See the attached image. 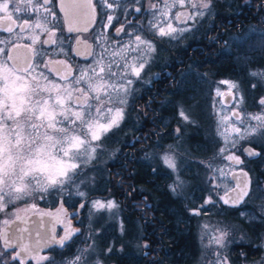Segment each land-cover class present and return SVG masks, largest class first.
I'll list each match as a JSON object with an SVG mask.
<instances>
[{"label": "flooded vegetation", "instance_id": "af4514ba", "mask_svg": "<svg viewBox=\"0 0 264 264\" xmlns=\"http://www.w3.org/2000/svg\"><path fill=\"white\" fill-rule=\"evenodd\" d=\"M0 2H3V0H0ZM7 2L10 4L9 11L13 13V19L16 20V24H11L9 21L4 20V13L0 12V49L3 50L0 51V101H3L4 69L14 72L19 77L26 75L25 79L31 84V89L34 92L39 89L43 92V97H48L49 92L55 95L60 88L65 86V81L62 77H67L68 80H71L73 77L79 76L82 70L94 67L96 61L102 56L105 62L108 61L109 56L105 54L107 49L105 46L101 48L100 43L105 44L108 52H111L112 49L119 47V43L121 45L127 44L136 34L145 35L149 23L153 20V13L157 11L150 8L149 5L151 3H160V0H91V7L88 6V0H86L77 4L82 5V7H74L78 13L68 18H66L62 10L63 0H50L48 3L47 7L54 15H49L43 8H40L39 15L35 14L36 0H7ZM109 4H111V7L108 6ZM213 4L210 11L203 10L205 11L203 17H197L195 21L189 20L183 25H181L182 22L174 18L175 13L178 11L191 13L195 10L187 7V5L183 9L179 7L172 9V14L168 19L171 20L173 27L187 30L182 33L177 32L176 39L153 37L156 51L151 53L152 58L148 60L147 67L141 72L140 78H136L133 82L131 94L134 98H131L127 108L132 111L131 117L133 119L130 130L131 135L128 142L125 143V148L132 159L141 156L149 146H158L154 150L160 151V146L164 142L161 141V144L158 145L156 142L162 139L166 132V124L164 122V114L166 112L162 111L165 110L167 101L165 98L166 86L170 84L177 85L182 80L188 79L191 72L181 71L183 64L197 57L200 53L199 49L207 51V43L213 44L215 41L217 42L216 36L227 29V22L224 19L221 20V18L214 17L215 23L210 21L214 11ZM160 6L163 7L162 4ZM17 8L19 9L18 11L16 10ZM137 8H140L141 11L137 12ZM30 13H32L31 16L29 15ZM109 17H111V20H109ZM24 19L29 20V25L21 30L17 25L23 24ZM36 24H39L40 27H36ZM6 26L13 27L14 32L10 34L3 31ZM69 28L72 30L69 31ZM121 28L123 31L118 34L117 30ZM220 29L223 31L220 32ZM46 40L49 42L44 43ZM4 41H8V43L5 44ZM33 41L35 42L33 43ZM52 41H55V43ZM145 78H148L146 82H144ZM54 85L58 87H53ZM136 90V95H133ZM137 95L139 96L134 105L132 101L135 100ZM232 97L234 98V95ZM27 98H29V90L24 95V99ZM33 98L36 99V96H33ZM179 104L180 101L174 100L168 104L166 110L169 111L173 109L172 107L178 110ZM25 105L31 106L29 103H25ZM210 105L209 103L207 109H203L204 112H201L205 123L208 121V127H211L210 120L212 119H210L212 115L208 112ZM189 106L194 111L195 108L197 109L195 104H190ZM136 109L143 114V116H140L141 119L143 118L142 124L135 125L140 120L137 112L133 111ZM251 110L255 111L253 108ZM0 111H3V109L0 108ZM233 111L238 110L233 109ZM248 115L250 117V114ZM195 116L197 120L191 126L182 130L179 124H176L175 129H180L178 135L181 136H183L184 131L187 132L189 129V136L193 140H197V137H199L198 133L201 131L199 138L204 143V151L195 150L190 152V159L192 162L191 171L195 175L204 178L205 175L203 176V173H201L202 167L199 159L213 157L217 154L218 150L216 147L222 145V139L213 128L208 129L206 127L203 128L206 131H203L201 127H198L197 124L204 123L199 120V113L195 112ZM205 116H208V118ZM35 122L40 123V121ZM233 125L239 127L241 132H244L245 126L240 125L238 120ZM9 127H14L11 121L6 125L0 120V137L9 130ZM227 130L229 134L237 135L235 132H231L230 125H228ZM40 131L43 133L44 128H41ZM262 132H264V128L257 129L248 135L251 139L250 141L243 140L242 144L235 147H232V143L228 142V156H237L242 161L240 164L233 162L235 166L228 172L233 183L226 192L217 193L216 195L202 194L200 191L203 199L201 202H197V207L201 208L205 206L206 201H211L208 207L211 204L219 203L226 207L228 212L233 209L235 211L233 217L239 219L238 221L243 226V229H249L246 232L238 231L237 234H264V198H257L261 195L264 196V151L261 145V143H264V136L261 135ZM249 149L258 153V155H248L247 150ZM244 173H247V175L245 176ZM253 175L255 178H253ZM241 178L243 179L242 183L240 182ZM31 184L36 186L37 181L32 180ZM201 184H203L205 191V187L207 189L208 184L206 183L205 185L203 179H201ZM238 184L240 188L247 184L248 192L253 188L259 193L253 199V201L261 203L258 208L250 205V202L246 200V196L235 206L224 203L222 198L235 199L240 190L237 188ZM54 187H48L45 191V196H43V192H40V196L35 192L32 196H25L22 199L8 203L0 211V236H3V229H6L12 220L19 219L20 226H22L27 225L24 221L33 219L32 215L37 213L48 215L57 212L60 216L55 232L57 237L60 238L65 234V229L69 223L73 229H78V231L66 242L64 247L53 244L51 247H44L38 250L36 240L32 238L33 244L31 243L28 249L32 256L38 253L40 256L53 257L58 264H69L78 255V250H85L89 245L90 239L92 237L96 238L98 234H101V231L88 229L87 216L83 215L85 210L83 206L86 202L70 200L67 198V194H59L56 192L59 189ZM184 201L186 205H191V200L188 198H185ZM135 202H139V200H135ZM141 202L143 204L142 207H145L147 200H142ZM193 210H196V208H193ZM248 212H253V215H249ZM6 220L9 221L8 224L4 223ZM31 228L30 226L29 231H18L15 234H7V236L17 246L24 245L22 241L16 240V237L23 234H35V231H32ZM141 241L144 247L149 245L146 239ZM226 245H228L227 241L224 243V246ZM95 247L97 246L95 245ZM256 249L255 254L257 253ZM18 250L19 247L5 249L4 241L0 239V254H3L0 256V264H19L18 261L11 260V256L15 255ZM221 250L226 252L224 248H221ZM96 252L97 254L90 256L88 264H96V258H100L101 249L99 246L96 248ZM148 254H150L149 251L145 250L143 254L144 260L154 259ZM25 264H38V261L28 258ZM40 264H48V261H42ZM111 264L116 263L112 262Z\"/></svg>", "mask_w": 264, "mask_h": 264}, {"label": "snow or ice", "instance_id": "6c2138e0", "mask_svg": "<svg viewBox=\"0 0 264 264\" xmlns=\"http://www.w3.org/2000/svg\"><path fill=\"white\" fill-rule=\"evenodd\" d=\"M49 2L50 0H36L35 14L39 15L40 8H43L49 15H54L47 7ZM186 5L195 11L191 13L187 11L176 12L174 18L182 23L203 17L205 14L203 10L210 11L212 0H160V3H151L149 7L157 11L153 13V20L149 23L145 35L136 34L127 44H122L118 48L112 49L111 52L105 50V54L109 56L107 62L102 56L96 61L94 67L82 70L79 76L73 77L71 80L62 77L65 86L60 88L55 96L49 92L45 99L43 92L39 89L33 92L32 95L36 96V99L30 100L31 106L25 105L24 100L19 99L17 95L18 93L26 94L27 89L11 87L8 83L9 70L4 69L3 101H0V108L3 111H0V120L6 125L11 121L14 127H9V130L0 137V211L13 200L32 196L37 191L43 192L48 187L62 185L66 180H71L72 177L68 173L75 170L78 165L68 161L84 155L91 158L96 150L95 142L100 141L102 136L113 128L120 126L124 119L125 106L128 103L127 98L132 92V77L140 78L151 53L156 51L153 37L176 39L177 32L186 31L187 29L173 27L171 20L168 19L172 14V9L177 7L183 9ZM88 6L91 7V0H88ZM108 6L111 7V4ZM74 7H82V5L69 4L64 6L62 3V10L66 17L68 16V9ZM9 9L10 4L7 0L0 2V12L4 13L3 19L11 24H16L13 13ZM136 11L139 12L141 9L137 8ZM29 15L31 16L32 13ZM28 25L29 20L24 19L23 24L17 25V27L23 30ZM36 27H40V25L36 24ZM71 30L69 28V31ZM3 31L11 34L14 29L11 26H6ZM121 31H123L122 28L118 29L117 33L119 34ZM129 35L131 36V34ZM48 42L47 40L44 41V43ZM52 42L55 43V41ZM4 43L7 44L8 41H4ZM0 51L3 50L0 49ZM249 75L264 79V70L250 71ZM53 87L58 86L54 85ZM232 88L239 90V86L234 83L229 84V90ZM217 94H220L219 90ZM242 104L243 98L241 97L237 102V107ZM260 104L264 105V99L260 100ZM232 115L241 124L245 123L238 111H233ZM180 116L188 123H195L185 114L183 108L180 110ZM251 119L258 121L254 128H245L244 132H241L239 127L232 125L231 131L235 132L239 139H245L257 128H264V115H254ZM228 120L229 117H221L217 127L218 135L223 137L225 141V146L220 149L221 154L228 151V142L231 139L227 129L225 131L220 130L225 127ZM35 121H40V123ZM41 128H44L43 133L40 131ZM176 131L179 133L180 129L177 128ZM261 135L264 136V132ZM237 143L238 140H233L232 147H235ZM247 153L250 156L258 155L250 149L247 150ZM57 156L60 158L57 159ZM226 158L236 164L242 163L239 157L234 155H229ZM163 160L169 168L173 171L176 170L175 160L171 156L165 155ZM43 173H47V175L45 180L41 181L37 174ZM244 175L246 176L247 173ZM32 180L37 181L36 186H32ZM171 187L172 191L176 192V186ZM237 188L240 190L235 199L222 198L225 204L235 206L243 200L244 196L248 195L247 184L243 188H240L238 184ZM210 202L206 201L205 203ZM95 207L111 209L115 207V204L108 202L105 205L97 201ZM192 214L199 215V209L193 211ZM4 223L8 224L9 221L6 220ZM77 231L78 229H73L69 223L62 237L57 240L55 236H51L45 241L43 247H51L53 244L64 247ZM202 232L201 240H203L204 235L209 236V245H204L205 248L212 243L220 248L224 247V240L228 235L226 229L215 228L210 231L209 225L205 224ZM0 239H3L5 249L19 247L15 255L11 256L12 261L25 264L26 259L31 258L37 260L38 264L42 261L55 264L53 257L40 256L38 253L32 256L28 245L17 246L6 234L0 236ZM37 243L39 244V241ZM2 255L0 254V256ZM69 264H88L85 250H78V255ZM96 264H99V261ZM213 264H228L227 256L217 252Z\"/></svg>", "mask_w": 264, "mask_h": 264}, {"label": "trees", "instance_id": "16d2710c", "mask_svg": "<svg viewBox=\"0 0 264 264\" xmlns=\"http://www.w3.org/2000/svg\"><path fill=\"white\" fill-rule=\"evenodd\" d=\"M212 15L215 18L226 20L227 29L224 33L229 32L231 38L235 37L237 31L241 30L238 29L239 24L234 23L237 20L236 16L242 22V27L247 24L248 27H251V30L243 39L236 40L232 38L231 42L228 40L225 42L226 44H222L218 38L223 34L222 32L219 36H216L217 42L215 41L213 44L207 43V51L199 49L200 53L197 57L183 64L181 71L191 72V74L188 79L182 80L180 84L166 86L165 98L167 101L165 110H162L164 113L166 112L164 114L166 132L164 137L156 142L157 145L161 144V141L164 143L173 141L178 136L175 129L179 119L178 110L172 107L173 109L167 111L166 109L170 102L176 100L189 105H198L199 108L203 104V109H207L210 103V90L206 82L211 81L213 83V81H218L222 78L244 80V82H247L248 93L250 97H253L252 100L257 102L259 95H262V91L252 87L248 80L250 77L249 72L253 71L254 67L256 69L257 67L264 69V0H226V6L215 7ZM131 112L130 108L126 110L120 129H131L133 119ZM195 112L200 114L199 120L205 124L201 114L202 111L195 108ZM120 129L110 131L102 141L108 140L109 145L120 144L125 148L126 144L117 140V133ZM198 134L200 137L201 131ZM182 137L184 147L179 144V149L183 152L179 161L182 164V169L185 170H182L184 178L189 180L188 185L184 188L183 198L172 195V172L158 160L157 150L156 154L151 156L150 150L153 151L158 146H149L141 156L133 159L129 157L130 154L126 152L125 148L120 152L119 159L108 163L109 171H112L114 167H122L120 172L116 174L122 177L121 180H118L123 182L121 185L123 189H120L121 187L115 188L114 194L123 204L121 208H123L122 219L125 238L127 239L129 235L133 234L135 242L139 246L134 248L131 246L133 243L126 242L122 249L118 250L120 242L117 238L116 227L112 222H109L104 231L99 228L102 232L95 239L100 249L106 247L111 249L108 255L104 256V259L101 251L100 257L103 260L111 259V263L115 262L116 264H199L197 259L201 251L200 241L194 231L192 215L187 211L184 199L188 198L191 200L190 204L194 206L193 208H196L197 202H201L203 199L202 177L195 175L191 171L190 152L195 150L204 151V143L199 137H197V140H193L189 136V129L187 132L184 131ZM153 158L155 160H152ZM94 170L100 174L96 168ZM99 183L96 184L95 188H92V191H100L98 185L104 191L108 182H104L101 179ZM200 191L202 194H200ZM129 192L134 194L132 196L134 198L139 195V199L147 200L145 207H141L140 211L135 206L129 208V198H127V193ZM73 200L76 199L74 198ZM208 208L214 214L220 212L225 216H233L235 212L233 209L228 212L227 209L217 207L215 204H211ZM248 213L251 216L253 215V212ZM139 225L138 229L136 226ZM133 227L138 229L137 233H135ZM102 234H105L104 238ZM251 235L253 236V234ZM142 239H146L149 244L147 247L142 244ZM256 248L251 243L239 241L230 246L229 251L237 259L236 262L240 263L241 249H243L247 257L252 258L255 255ZM145 250L149 251L150 254L148 255L154 259L144 260L143 254ZM207 255L208 252L204 255L206 257L201 261V264H213V261Z\"/></svg>", "mask_w": 264, "mask_h": 264}, {"label": "rangeland", "instance_id": "374dc122", "mask_svg": "<svg viewBox=\"0 0 264 264\" xmlns=\"http://www.w3.org/2000/svg\"><path fill=\"white\" fill-rule=\"evenodd\" d=\"M212 4H213L214 8L219 7V6L223 7V6H226V0H212ZM204 13H205V11H204ZM214 17H215L214 15L211 16L210 21H214V23H215ZM236 17H237V20H235L234 23H238L239 24L238 29H241V30L237 31V33L235 34V37H232V38H235L236 40H238V39H243L246 36V34L251 30V27H248L247 24L244 27H242V22L238 20L239 19L238 16H236ZM183 24L184 23H182L181 25H183ZM245 29H247V30H245ZM222 31L223 30L220 29V32H222ZM217 36H219V35H217ZM218 38L221 40L222 44H226L225 42H227L228 40H229V42H231V39H232L231 36L229 35V32H226V33L223 32V34L220 35V37H218ZM120 45L121 44L119 43L118 46H120ZM100 46H101V48H104V46H105V48L108 50V48L105 44L100 43ZM151 58H152V55H150L148 60H151ZM146 67L147 66L145 65L143 70H145ZM257 69L262 70L261 68H258V67H257ZM257 69L254 67L253 71H255ZM9 77L10 78L8 80V83L11 87H24L27 89V92L29 90V98L24 99L25 94L18 93L17 95H18L19 99H23L24 103H29V104H30V100H35L33 98V95H32V93L34 91L31 89V84H29L27 82V80L25 79L26 75H21V77H19L16 74H14V72H9ZM132 79L134 82L136 78L134 77ZM147 80H148V78H145L144 82H146ZM222 82H227V83H222ZM232 83L237 84L239 86V90H237L236 88H232L231 90H229V84H232ZM248 83L252 87H256V88H258V90L262 91V95L261 94L259 95V100L257 102L252 100L253 97L249 96L247 82H244V80L239 81L236 79L223 78V79H220L218 81H213V83L211 81L206 82V84H208L209 90H210V104L211 105H210L208 112L210 115H212L210 117V118H212L210 120L211 121V127H208L209 126L208 121L205 124H197L198 127H201V129L206 128V127L208 129L213 128L214 131H217V127H218V123L220 121V118L221 117H229V120L227 121L225 127L221 128L220 130L225 131V129H228V125H230V130H231V126L235 122H237L236 118L232 115L233 109L238 110V112L240 113L241 119L245 121V123H243V124H241L238 121V123L240 125L245 126L244 130H245V128H254L255 126H257L258 121L251 119V117L254 115H258V114L264 115V105L260 104V100L264 99V79H261L259 77L250 76ZM138 88H140V87H138ZM218 90H219L220 94H217ZM36 91H37V89L35 90V92ZM136 93H137V90H136V92L133 93V95H136ZM226 93H229L231 95V100L229 103H225L223 100V97ZM52 95L55 96L54 94H52ZM139 95H137L135 100L132 101V104L135 105V103L137 102L136 99L138 98ZM232 95H234V98L232 97ZM241 97L243 98V104L240 105L239 107H237V102L240 100ZM43 98L46 99L47 97H43ZM131 98H134V97H132V94L129 95L127 98L128 103L125 106V112L128 108V104L131 101ZM195 107H197V110L203 111V104L201 105L200 108L198 107V105L197 106L195 105ZM181 108H183L185 110V114L188 115L191 120H194L196 122L197 118L195 116V111L193 109H191V107L188 104L180 102V104L178 106L179 119H178L177 124H179L180 129L184 130L185 127H189L193 123H188V122L183 120V118L180 116ZM251 108H253V110H255V111H252ZM133 111L135 113L137 112V114H138L137 116L140 119L135 123V125L142 124L143 118L141 119V117H140L141 115L143 116L142 112L139 111L138 109L133 110ZM37 114H38V112H37ZM248 114H250V117ZM205 117L208 118V116H205ZM119 129H120V126L118 128H113L111 131L119 130ZM257 129H260V128H257ZM130 130L131 129H122V130L118 131L117 140L123 142L124 144L127 143L128 139L130 138V135H131ZM203 131H206V130L203 129ZM231 132H233V131H231ZM108 133L104 134L100 141L95 142L96 150H95V153L91 155V158H89L88 155H84V156H80V157H77L73 160L68 161L69 163H76L78 165V167L75 170L70 171L68 173V175H70L72 177L71 180H66V182L62 185H55L54 188L59 189L56 191L59 194H62V193L67 194L68 195L67 198L70 200L75 198L76 200H81L82 202L83 201L86 202L85 205L83 206V208H85L83 215L87 216V220H88L87 226H88L89 230L94 231L95 229L99 230V228H101V230L104 231L106 229V225L109 222H112V224H114V226L116 227L117 238H118V241L120 242L118 244V250H121L122 246L126 242L127 243H133L131 246H133L134 248L135 247L137 248L139 245L137 242H135V237L133 236V234L129 235L127 239L125 238L124 224H123V219H122L123 218L122 217L123 208H121L123 206V204H121V202L116 198V195L114 194L115 188L117 189V188L121 187L120 189H123L121 186L123 184V182L119 181L122 179V177H120L118 174H116V173L120 172V168H122V167H114V168H112L113 169L112 171H109V165H108V163L110 161L115 162L116 159H119L118 157L120 155V152L123 151L125 148H123L122 145H120V144L109 145V143L107 142L108 140H106L105 142L102 141ZM229 135L231 137V139L229 140V143H232L233 140H238V143L236 144V146L242 144L243 140H246V141L251 140L249 136H247L245 139H239V137L237 135H235V136L233 134H229ZM221 139H222V145L216 147V149L218 150L217 154H215L213 157H203V158L199 159V163L202 167L201 173H203V176L205 175V177L202 178L203 182L205 185H206V183L208 184L207 185L208 188L206 189V187H205V191H204L205 194L216 195L217 193H221L224 191L226 192L230 188L231 184L233 183L228 172L235 165L233 164V161L226 158L229 154V147H228V151L224 152L223 154L220 153V149L225 146L224 138L221 137ZM183 141H184L183 137L181 135H178L175 137V139L173 141L165 142V143L161 144V146H160L161 149H160V151L157 152V156L159 157L158 160L161 161L162 164L165 165L172 172L171 186H176V192H172V195L178 196L180 198L183 197V195H184L183 192H185L184 188L189 183L188 178L185 179L183 176L182 170H184V169H182V164L179 161L180 156L183 154V152H181V150L179 149V144L183 145ZM261 145H262L263 151H264V143H261ZM183 147H184V145H183ZM81 151H83V149H81ZM150 153H151V156H154L156 154V150H154V149H153V151L150 150ZM165 155H169L175 160V163H176V170L175 171H173L171 168H169L164 163L163 157ZM59 158L60 157L57 156V159H59ZM152 160H155V158H153ZM209 165H211V166L209 167ZM94 168H96L97 171L100 172V174H98L94 170ZM46 175H47V173L37 174V177L39 180L43 181V180H45ZM115 177H117V178L115 179ZM253 178H255L254 175H253ZM101 179H103L104 182L105 181L108 182L106 184L104 191H102V187L100 185H98L100 187V191H98V190L92 191V188H95L96 184H100L99 181ZM238 181H239V177H238ZM242 181H243V179L241 178L240 182L242 183ZM180 182H182V183H180ZM117 183H118V186H117ZM215 183H217V184H215ZM125 188H127V187H125ZM37 193L40 196V191H37ZM81 193H82V195H81ZM257 194H259V193L256 192L253 188H251V190L248 192V195H246V200L248 202H250V205L255 206L256 208H258L261 205V203L253 201V199H255L256 196H258ZM43 196H45V191H43ZM132 196H134L133 193H131V192L127 193V198H129V208H132V206H135L137 208V210L140 211L141 207L143 205L141 202L142 199L138 198L139 195L135 196V198ZM257 198H264V196L261 195V196H258ZM135 200H139V202H135ZM97 201H99L105 205H107L108 202H113L115 204V207H113L111 209H109L107 207L102 208V209H98L97 207H95V204ZM208 205H209V203H206L205 206L202 208L196 207V210L199 209V211H200L199 215H193L192 214L193 211H195V210H193L194 206H192V205L186 206L187 211L192 215V220H193V224H194V231L197 234L198 240L200 241L199 244L201 247L200 248L201 251H200V255L197 259L198 263L201 264V261L205 259L206 256H204V255L207 254V252H208L207 256L209 258H211L212 261H215L216 260V254H217V252H219L221 255L227 256L228 264H264V234H253V236L251 234H237L238 231H240V232L245 231L246 232V230L249 231V229L248 228L243 229V226L238 221L239 219H237L233 216H231V217L225 216V215L221 214L220 212H218L217 214H214L208 208ZM215 205L217 207L227 209L222 204L215 203ZM124 206L127 207L125 204H124ZM205 224L209 225L210 231L215 229V228L226 229L228 231V235L224 240V243L227 241L228 245L223 247L226 252H222L220 247H218V245H216L215 243L210 244V246H209L210 248L204 247V245H209V236L208 235H204L203 240H201V236L203 235L202 228H203V225H205ZM136 227L139 229L140 225L136 226ZM136 227H133L135 233L138 232V229ZM129 231H130V229H129ZM104 236H105V234H102L103 238H104ZM95 239H96L95 237H92L90 239L88 247L85 248L87 262L90 259V256L92 254H97L96 248L98 247V245L96 244ZM239 241H241L243 243H251V245L256 246L257 247V249H256L257 253L255 255H253L252 258H250V257H247V255L244 253L243 249H241L240 250L241 261H240V263H237L236 262L237 259H235L232 256V254L230 253L231 251H229V248L235 242H239ZM95 245L97 247H95ZM89 246H91V247H89ZM208 248H209V251H208ZM109 249H110V247H106L104 249H101L103 259H104V256H107L108 253L110 252ZM242 253H243V255H242ZM102 258L101 257L99 259L96 258V262L99 261V264H111V261H112L111 259L110 260H107V259L103 260ZM55 264H58V263L55 262Z\"/></svg>", "mask_w": 264, "mask_h": 264}, {"label": "water", "instance_id": "95a60500", "mask_svg": "<svg viewBox=\"0 0 264 264\" xmlns=\"http://www.w3.org/2000/svg\"><path fill=\"white\" fill-rule=\"evenodd\" d=\"M86 0H63V5H69V4H79L80 2H83ZM65 13V12H64ZM78 11L75 8H69L68 9V18L71 15L77 14ZM230 99V94H227L225 96V100L228 101ZM32 220L24 221L27 225L20 226L21 223H19V219L12 220L11 223L6 227V229H3V235L7 234H15V232L18 231H29L30 226L32 227L31 230L35 231V234H23L16 237V240L22 241L24 244L30 246V244H33L32 238L36 240V247L38 250L44 248L43 245L45 241H47L51 236H55V238L58 240L59 237L55 234L56 232V226L58 222L60 221V216L57 212L53 214H43V213H37L35 215H32ZM22 231V232H23ZM13 237V235H12ZM10 238V237H9ZM11 239V238H10ZM15 239V238H14ZM13 239V240H14ZM39 241V244L37 243ZM35 246V244H34Z\"/></svg>", "mask_w": 264, "mask_h": 264}]
</instances>
